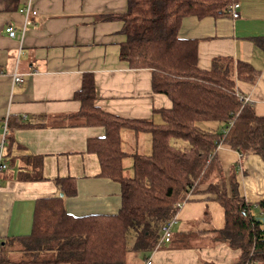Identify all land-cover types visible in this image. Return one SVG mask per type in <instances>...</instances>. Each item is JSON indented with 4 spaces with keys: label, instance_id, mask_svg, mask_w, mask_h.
<instances>
[{
    "label": "crops",
    "instance_id": "crops-1",
    "mask_svg": "<svg viewBox=\"0 0 264 264\" xmlns=\"http://www.w3.org/2000/svg\"><path fill=\"white\" fill-rule=\"evenodd\" d=\"M235 3L240 5L239 18L229 12L218 17L188 16L178 36L197 41L201 69H211L217 58L229 59L234 66L250 64L258 77L254 82L238 81L239 93L264 117V0ZM25 9L34 12L29 21ZM127 10L128 0H0V145L4 141L9 165L0 174V261L23 258L20 239L31 235L40 200L63 197L66 213L74 218L120 212V183L100 175V161L88 150L89 141L103 139L107 129L95 122L81 124L74 116L82 108L76 93L88 74L96 86L95 106L107 115L153 120L159 118L157 110L172 108L167 95L153 91L150 70L131 68L120 59L126 42L124 22L105 16ZM8 26L16 30L17 38L8 36ZM15 75H22L23 82L15 83ZM219 127V123L206 125L208 131ZM174 143L180 149L187 146ZM121 148L127 154L123 175L131 177L132 155L151 154L150 135L122 129ZM217 152L229 194L233 175L238 194L247 203L264 199L262 158L249 155L236 166L239 153L226 145ZM60 179L72 180L73 196L62 193ZM209 200L216 201L203 193L192 196L186 226L175 233L174 225L170 243L133 255L129 264L238 262L239 249L214 242L212 232L219 229L209 212L195 213Z\"/></svg>",
    "mask_w": 264,
    "mask_h": 264
},
{
    "label": "trees",
    "instance_id": "trees-1",
    "mask_svg": "<svg viewBox=\"0 0 264 264\" xmlns=\"http://www.w3.org/2000/svg\"><path fill=\"white\" fill-rule=\"evenodd\" d=\"M233 2L128 0L126 13L105 16L124 22L120 59L131 68L150 70L153 91L167 95L173 106L157 110L159 118L153 120L107 115L95 106L96 86L86 75L76 93L82 108L74 117L106 127V136L89 141L88 150L100 161V175L120 183L121 210L114 216L74 218L66 213L63 197L40 200L31 235L20 239L23 258H2L0 264H129L133 255L156 249L160 227L178 212L176 204L200 193L212 195L224 208V228L212 233L215 243L241 251L234 264L264 263V199L247 203L233 175L229 194L217 152L226 145L239 153L236 166L249 155L264 161V117L240 100L238 89V81L254 82L258 74L250 64L234 66L222 58L201 69L197 41L178 36L185 17L225 15ZM208 123L221 127L208 131ZM122 129L147 133L152 142L150 155H132L131 177L123 175ZM174 140L187 146L180 149ZM57 183L65 196L75 194L71 179ZM202 186L207 188L201 191Z\"/></svg>",
    "mask_w": 264,
    "mask_h": 264
},
{
    "label": "built area",
    "instance_id": "built-area-1",
    "mask_svg": "<svg viewBox=\"0 0 264 264\" xmlns=\"http://www.w3.org/2000/svg\"><path fill=\"white\" fill-rule=\"evenodd\" d=\"M239 7H240V5L238 3H235V4L231 5V8L229 9V14H230L231 17H233L235 19L239 18V16H240ZM24 11L27 13L28 21H29V16L34 15V12H31L30 9H25ZM6 33L11 38H17V36H18L16 30L13 27H11V26H8L6 28ZM23 80L24 79H23L22 75L21 76H19V75H15L14 76V82L15 83H22ZM240 100L245 102V103L250 102L249 99H246V98H243V97H240ZM4 130H5L4 133L6 134L7 133V124L4 125ZM8 167H9V165L6 162V159H5V149H4V141H3L1 143V145H0V174L2 172H4L5 170H7ZM183 203L184 202H179V203L176 204V209H177L178 212L180 210H182ZM177 213L175 214V216L172 219L164 222L161 225V227H160V239H159V242H158V247L162 246V245H165V244H168V243H170L172 241L173 228H174V225L177 224ZM147 264H152L151 260H148Z\"/></svg>",
    "mask_w": 264,
    "mask_h": 264
},
{
    "label": "rangeland",
    "instance_id": "rangeland-1",
    "mask_svg": "<svg viewBox=\"0 0 264 264\" xmlns=\"http://www.w3.org/2000/svg\"><path fill=\"white\" fill-rule=\"evenodd\" d=\"M174 142L176 144L181 143V141H178V140H174ZM140 153H143V152L140 151ZM125 171H128V170L125 169ZM190 204H193V203L184 202L182 210H180L177 213V225H175V228H174L175 233L178 231L179 228L186 226L184 224L187 222V213L189 212V210H191L190 206H193ZM199 206H200L199 207L200 209L195 211L196 214L203 215L205 211H208L212 219L213 226L215 228L217 227L216 229H219V230L224 228V225H225L224 210H223L224 208H222L221 205L217 201L209 200L206 202V204L199 205ZM131 234L134 237V234L133 233ZM128 238H129V234H128Z\"/></svg>",
    "mask_w": 264,
    "mask_h": 264
}]
</instances>
